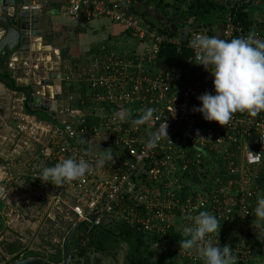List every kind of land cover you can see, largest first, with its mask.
Returning <instances> with one entry per match:
<instances>
[{
  "label": "built area",
  "instance_id": "built-area-1",
  "mask_svg": "<svg viewBox=\"0 0 264 264\" xmlns=\"http://www.w3.org/2000/svg\"><path fill=\"white\" fill-rule=\"evenodd\" d=\"M247 1L233 0L232 4L237 9ZM61 2L62 12L74 20H102L114 25L118 29L115 33H122L129 46L119 52L98 53L74 77L67 74L68 67L65 75L60 71L61 88L63 82L67 87L65 100L73 105H56L53 118L61 125L44 122L48 126L42 135L41 150L50 166L69 156L83 158L92 165L84 177L68 182L72 201L67 204L66 218L72 224L80 222L93 228L120 221L159 236L175 232L181 240L183 227L191 223L187 217L208 211L221 221L217 236L209 237L214 244L229 245L236 264H264L260 260L264 227L254 211L257 200L264 197V111L257 116L237 112L225 126L206 121L201 113L192 111L200 106L197 97L211 93L213 85L210 74L195 64V53L188 43L197 34L210 36L208 32L193 30L183 41L167 37L141 24L131 12V0ZM45 3L25 6L41 10ZM252 33L264 39V26L247 27L236 13L228 14L218 38L231 40ZM162 42L191 50L188 65L175 67L157 62ZM16 61V57L11 58L8 68L12 69ZM37 85L35 95L54 99L50 85L41 79ZM122 108L128 111V119L123 122L114 117ZM149 108L154 110L153 117L144 125H134L132 121ZM25 116L21 119L30 122V131L23 123L17 128L32 136L33 125L27 118L30 115ZM65 116L62 122L60 117ZM89 118H96L97 124L89 122ZM164 123L169 139L163 138L147 149L148 133ZM109 149L113 160L103 167L95 166ZM256 154L260 162L252 163ZM212 155L221 158L224 179L216 177L209 183L195 172L190 176L192 166L195 168L202 158ZM60 201L65 203L57 196L55 205ZM79 244L84 245L85 239ZM147 246L153 254L158 251L157 256L176 252V264H203L196 249H177V243L153 240ZM77 252V248L71 251L69 264H90ZM166 264H170L169 260Z\"/></svg>",
  "mask_w": 264,
  "mask_h": 264
},
{
  "label": "clouds",
  "instance_id": "clouds-1",
  "mask_svg": "<svg viewBox=\"0 0 264 264\" xmlns=\"http://www.w3.org/2000/svg\"><path fill=\"white\" fill-rule=\"evenodd\" d=\"M195 53V64L203 66L212 77L213 91L197 97L199 107L192 111L201 113L206 121H216L225 126L237 112H247L257 116L264 111V39L256 38L252 33L248 37L220 39L201 33L188 43ZM153 109H145L132 123L136 126L146 124L153 117ZM120 121L128 119V111L120 109L114 113ZM168 138L167 124L154 132H149L145 147L154 148L158 142ZM111 149L95 162L103 167L112 161ZM252 163H259L256 154ZM92 165L85 159L69 156L52 166H43L37 170L36 179L60 187L67 182L76 181L85 176ZM195 211V210H194ZM255 216L264 221V197L256 202ZM191 221L183 227V239L179 247L184 250L196 249L203 264H236L232 248L225 244H214L210 234H218L221 221L208 211H198L187 217Z\"/></svg>",
  "mask_w": 264,
  "mask_h": 264
},
{
  "label": "trees",
  "instance_id": "trees-1",
  "mask_svg": "<svg viewBox=\"0 0 264 264\" xmlns=\"http://www.w3.org/2000/svg\"><path fill=\"white\" fill-rule=\"evenodd\" d=\"M131 12L140 19L142 25L149 29H154L160 34H163L167 37L173 38L171 34L168 33L167 29L163 26L162 23H156L152 21L147 13L144 11L142 2H148L152 4L156 10L163 16L169 17L172 19L173 23L177 27H185L195 25V31L206 30L210 36L219 37L222 32V28L225 22V18L228 14H235L244 21L247 27L251 24L256 26H264V20L261 18H255L254 16L257 12L254 11V8L251 7L254 0H249L241 4L237 9L232 4L233 0H131ZM255 3V2H254ZM264 5L263 2H259ZM233 5V6H232ZM261 5V6H262ZM236 10V11H235ZM256 13V14H255ZM193 31V30H192ZM118 36L127 38L121 33ZM51 38L46 37L47 41H50ZM183 41V39H181ZM107 38L104 41L91 44L88 51L85 55L93 56L107 50L113 51H123L116 50L117 44H120L118 41L109 44ZM127 48L129 46L127 45ZM125 49V48H124ZM65 51H60V59L67 61L69 64H77L78 59L75 56L67 54ZM9 56L2 55L0 58V73L4 76L11 77V72L7 69H3V63L7 61ZM191 58V50L184 47H177L171 43L162 42L159 46V52L157 56V62L160 64H165L175 67H186ZM66 74L64 70L63 75ZM63 86L65 82L62 83ZM18 90H21L20 88ZM22 108L25 114L34 116L36 119L52 123L55 125H61L60 121L56 118H53L48 115L47 112L42 110H33L29 106V103L24 99L22 103ZM89 122L97 124L96 118H89ZM221 158L219 156L212 155L208 159L202 158L200 164L194 168L191 167V174L196 173V176L199 179H202L204 182H212L214 178L219 177L224 179L223 171H221ZM194 173V174H195ZM194 176V175H193ZM264 187V177L262 178ZM4 208L3 201H0V211ZM3 219L0 220V229L2 227ZM72 227V223L69 224L66 229L64 236ZM261 227H264V221H262ZM226 227L223 226V230ZM221 231L222 233L224 231ZM227 230V229H226ZM262 233L261 231L259 234ZM63 236V237H64ZM178 235L175 232H168L164 235H156L153 232H146L136 227L125 225L124 223L118 222H105L101 225L95 226L91 232H85L82 229L77 230L68 242L70 250L73 252L74 249H78V255L83 257L84 261L90 264H99L101 262L99 257L90 258L89 253H96L104 256L114 255L115 250L119 243H124L126 245L125 254L123 257L124 264H166L169 260L170 264H176L174 257L176 252H173L172 255L169 253H163L157 256V252L154 254L149 251V246H147L150 240L155 242H161L171 245V243H177V249H179ZM85 239V244H79V241ZM4 250L9 254H13L5 263L8 264L15 260H18L22 257H41L46 259L47 262L51 264H61L62 262V250L61 246L52 247L53 252L47 257L42 256L40 252L34 250L22 249L18 252L19 245L16 246L14 242L6 243L3 245ZM172 251V250H169ZM260 260L264 259V251L260 254ZM94 260V262L92 261ZM244 264H254V262L249 261Z\"/></svg>",
  "mask_w": 264,
  "mask_h": 264
},
{
  "label": "rangeland",
  "instance_id": "rangeland-1",
  "mask_svg": "<svg viewBox=\"0 0 264 264\" xmlns=\"http://www.w3.org/2000/svg\"><path fill=\"white\" fill-rule=\"evenodd\" d=\"M254 11L257 12L258 9H255ZM112 29L118 30L114 27V25L112 26ZM90 32L93 34L92 37L90 34L80 35L79 32L72 29L64 34L63 39L56 41V46L59 51H68V49H71V54L78 59V63L76 65L70 64V66L69 63H64L61 60L62 63H60L59 71H61L62 74L64 73L66 67H68L69 69L67 74L74 77L80 67L88 66L90 56L81 54L83 52V46H86L88 42L89 45L95 44L104 41L107 36L109 44L117 41L120 43L115 46L117 47L116 50L127 48L128 40L126 41L122 36L110 34L108 31H105V29L102 31L105 32L103 38L99 37V30H90ZM88 39L90 41H87ZM87 48H89V46ZM20 86L23 87V85ZM0 98H2V96H0ZM24 99V95L20 92H15L14 94L10 92L4 96L3 99H0V108L6 110V116L12 120L14 125V127L12 126L13 129H15L14 136L18 140L20 139V144H23L22 150H20L16 156L17 160H14L15 158H13V160L8 161L7 164L0 162V167H2L0 171L6 172V174L2 173L0 178V187L6 190V195H2L4 197H0V200L4 203L3 210H5V213L7 214L6 216H3L5 217V220L7 218L12 219V222L9 225L11 228L6 227V231L2 234L3 239L0 240V264L7 261L3 246L7 242L5 238H13L17 241L18 237H23L27 243L33 242L34 239H40L41 243H37L39 247L43 248V245L50 246L52 236L57 234V241L51 245V248H54L61 246L64 233L69 224L72 223L66 218V212L68 211L67 204H70L72 201V189L69 183L67 182L60 187H56L51 183H46L45 186H43L45 188V190H43L45 193L40 194L38 188L41 187V183L36 184V176L31 174V169L33 168L32 160H34L32 158L35 155L34 150L36 149L34 144L38 145V143L33 140L28 132H26L28 133L26 134L17 129V125L23 123L26 125V131H30V122L21 119L22 117L20 118L19 116L23 113L22 103ZM68 104L72 106L73 102H69L65 99H61V101H59V105L66 106ZM13 113H15L14 116L12 115ZM66 119V116L60 117L62 122ZM41 138L44 140L43 136H41ZM45 165L50 166L48 161H44V166ZM57 196H60L61 200L65 201V203L60 201L56 206L54 204L52 205V201L54 202ZM38 200H43V202L50 204L49 206L51 207L49 208V211H51L54 215L53 219L47 217V214L45 213V210L47 209L46 207L44 209L37 206ZM52 206L55 207L54 210L51 209ZM27 243H24L21 247L26 246ZM37 243H34L32 246L35 247ZM25 249H27V246ZM43 249L45 251L48 250L45 247ZM125 249L126 245L124 243H119L114 255L104 256L96 253H89V255L90 258H94L95 256L99 257L101 260L99 264H124L123 257ZM92 261L94 262V260Z\"/></svg>",
  "mask_w": 264,
  "mask_h": 264
},
{
  "label": "crops",
  "instance_id": "crops-1",
  "mask_svg": "<svg viewBox=\"0 0 264 264\" xmlns=\"http://www.w3.org/2000/svg\"><path fill=\"white\" fill-rule=\"evenodd\" d=\"M44 1L46 3L43 5V7L40 10V13H39L40 15H39L38 23H37V29L41 31V35L30 36L29 50L27 52L15 51L11 56L8 57L7 61L3 63V67H2L3 69H7L11 72V77L15 80V82L19 86L23 85V87H32L33 92H35V90H39V86L37 84L40 79L42 80V82H45V80L56 81L58 79L57 81H59L60 86H61V73L59 71L60 70L59 67H60V63H62L63 60L61 61L60 59V51L58 47L56 46V41L59 39H63L64 34L67 31H70L73 29L74 31L79 32L80 35L90 34V36L92 37L93 34L90 32V30L91 31L99 30L100 31L99 37H102V38L104 37V33H105V32H102L104 29L105 31H108V33L113 34V35H115L116 34L115 32L117 31L116 29L113 30L112 25H109L106 21L74 20L73 18L69 17L68 15L62 12L61 0H28V2L26 3L27 5H30L32 2H44ZM254 2H252L251 7H253L254 10L258 9L257 14L255 13L256 15L254 17L259 18V19L261 18V20L262 19L264 20V5L258 3L257 0H254ZM1 34L2 33L0 32V36ZM46 37L51 38L50 41H47ZM87 41H90V40L88 39ZM90 45H89V42L88 44H86L87 47L88 46L90 47ZM86 46L85 45L83 46L84 48L81 54L85 55L86 52L88 51L89 48H87ZM71 53H72V50L68 49L67 54L73 57L74 55ZM13 57H16L18 61L14 63V66L12 69H9L7 64L10 61V59ZM63 62L68 63L67 61H63ZM36 66L38 68H36ZM50 86L53 89V86L52 85ZM63 87L67 88L65 87V85ZM15 92L17 91H12L13 94ZM6 95H3L2 98L0 99H3L4 96ZM57 105L58 107L64 106V105H59V101H57ZM5 111L6 110H3L2 108H0V125H1L0 126V162H4V164H7L8 161L13 160V158H15L14 160H17L16 156L18 155V152L22 150L23 144H20L19 142L20 139L18 140L14 136V132H15V129H13L14 125L12 123V120L8 116H6ZM12 115L14 116L15 113H13ZM25 115L26 114L23 111L22 115L20 114L19 116L21 118L22 116L26 117ZM27 118L31 121L33 125L34 133L31 137L33 138L34 141L38 143V145L34 144L36 146L35 150L32 148L35 151V155L32 158L34 160H32L33 168L31 169L32 171L31 174L33 176H36L37 174L36 170L44 166V161L49 162L47 155L43 153V151L41 150L42 143L44 141L41 138V136L46 131L48 124L41 122L40 120L36 119L34 116H28ZM24 144L26 145L25 142ZM0 169H2V167H0ZM2 173L6 174V172L0 171V178H1ZM35 182L36 184L41 183L40 184L41 187L38 188L39 193L40 194L45 193V191H43L45 190L43 186H45L46 183H44L42 180L40 181L39 179H36ZM2 195H6L5 189H3L1 196ZM53 204L55 205V200L54 202L52 201V205ZM49 205L50 204L43 202V200H38L37 202V206H40V208H44V209L45 207L47 208L45 210L47 217L53 219L54 215L52 214L51 211H49V208L51 207ZM54 208L55 207L52 206L51 209L54 210ZM3 209L0 211V216L3 219L2 227L0 229V240L3 239L2 234L3 232L6 231L5 230L6 227H10L9 225L12 222V219L7 218L5 220V217L3 215L6 216L7 214L5 213V210ZM57 237H58L57 234L52 236L50 240V243H51L50 246L43 245V248L45 247L48 249L47 251H45L43 248L38 246V243H41L40 239L39 240L34 239L33 242H28V243L25 241L23 237H18L17 241H15L13 238L11 239L5 238V239L7 241L6 242L7 244L14 242L16 246L19 245L20 247H18V250H19L18 252L22 251V249H25V247L27 246V250H34V251L40 252L42 256L47 257L49 254L54 253L53 248H51V245L52 243H55L57 241ZM24 243H27L26 246L21 247V245H24ZM34 243H37L35 247L32 246ZM4 252L6 253L5 257L7 260L10 257H12V255L14 254V253L9 254L6 251Z\"/></svg>",
  "mask_w": 264,
  "mask_h": 264
},
{
  "label": "water",
  "instance_id": "water-1",
  "mask_svg": "<svg viewBox=\"0 0 264 264\" xmlns=\"http://www.w3.org/2000/svg\"><path fill=\"white\" fill-rule=\"evenodd\" d=\"M28 0H0V58L2 55L11 56L15 51L27 52L29 50L30 36H39L41 31L37 29L40 10L37 8H28L25 3ZM142 6L149 18L156 23H163L168 33L173 37L182 39L194 29L195 25L176 27L171 18L161 15L156 8L143 1ZM45 84L53 86L55 93L54 99L41 98L34 94L32 87H24L25 99L33 110H42L47 112L49 116L55 115L57 101L66 98V88H61L59 81L45 80ZM19 86L12 77L4 76L0 73V96L16 91ZM33 92V93H32ZM36 99V100H35ZM3 189L0 187V196ZM0 220L2 217L0 216ZM79 229L85 232H91L94 228L88 227L84 223L76 222L63 238L61 244L62 262L61 264H69L71 260V250L68 242L72 235ZM8 264H51L42 258L22 257Z\"/></svg>",
  "mask_w": 264,
  "mask_h": 264
},
{
  "label": "flooded vegetation",
  "instance_id": "flooded-vegetation-1",
  "mask_svg": "<svg viewBox=\"0 0 264 264\" xmlns=\"http://www.w3.org/2000/svg\"><path fill=\"white\" fill-rule=\"evenodd\" d=\"M162 24H163V23H162ZM174 25H175V24H174ZM175 26H176V25H175ZM176 27H177V26H176ZM178 28H179V27H178ZM22 88H24V87L21 86V87H20L21 90H18V89H17L16 91H17V92H20V93H22V94L24 95V92L22 91ZM24 97H25V95H24Z\"/></svg>",
  "mask_w": 264,
  "mask_h": 264
},
{
  "label": "bare ground",
  "instance_id": "bare-ground-1",
  "mask_svg": "<svg viewBox=\"0 0 264 264\" xmlns=\"http://www.w3.org/2000/svg\"><path fill=\"white\" fill-rule=\"evenodd\" d=\"M47 48V47H46ZM55 79V78H54ZM58 80V79H57ZM36 100V99H35Z\"/></svg>",
  "mask_w": 264,
  "mask_h": 264
}]
</instances>
